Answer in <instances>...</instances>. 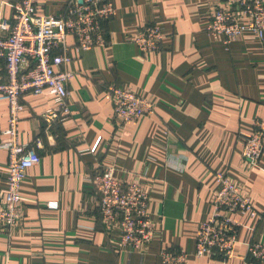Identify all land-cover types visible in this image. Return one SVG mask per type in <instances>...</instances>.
Returning a JSON list of instances; mask_svg holds the SVG:
<instances>
[{"label": "crops", "instance_id": "crops-1", "mask_svg": "<svg viewBox=\"0 0 264 264\" xmlns=\"http://www.w3.org/2000/svg\"><path fill=\"white\" fill-rule=\"evenodd\" d=\"M68 0H41L40 11L60 17ZM116 15L103 23L105 45L79 54L66 67L70 114L47 127L42 114L50 96H23L20 141L41 137V163L22 184L24 219L12 232L0 229V264H164L162 250L186 252V264H258L249 243H264V218L236 214L237 257H198L199 225L213 212L225 172L250 193L264 213V153L257 164L244 156L242 133L264 121V39L252 33L226 44L206 28L221 0H112ZM0 0L4 17L11 4ZM159 25L158 51L143 55L134 43L143 28ZM67 43L73 47L75 39ZM65 69V67H62ZM137 92L156 113L122 123L107 85ZM9 104L0 101V143ZM8 152L0 147V199L7 189ZM114 165L117 177L135 175L150 194L156 238L144 251H122L121 233L106 227L95 175ZM49 203H57L51 208Z\"/></svg>", "mask_w": 264, "mask_h": 264}, {"label": "built area", "instance_id": "built-area-1", "mask_svg": "<svg viewBox=\"0 0 264 264\" xmlns=\"http://www.w3.org/2000/svg\"><path fill=\"white\" fill-rule=\"evenodd\" d=\"M207 25V32L223 38L226 44L246 33L264 39V0H221ZM41 0H17L11 4L13 15L6 18L0 12V101L9 104V125L0 147L8 152L6 164L7 189L0 199V229L10 233L24 219L22 184L29 170L41 163V137L30 143L20 141L23 96H50L52 107L42 114L47 127L63 121L70 114L69 84L76 72L66 69L80 53L105 45L103 23L116 15L112 0H68L64 16L54 17L38 8ZM73 37L70 46L67 39ZM139 52L149 55L158 51L163 40L159 25L147 26L134 37ZM65 67V69H62ZM116 118L122 123L139 121L155 115V103L135 91L107 85ZM244 137V156L257 164L264 153V121L255 120ZM101 194L99 211L103 224L120 231L122 251L144 252L156 238V226L148 211L150 194L147 186L135 175L131 181L117 177L114 165L100 164L95 175ZM216 179L220 190L213 198L212 215L199 225L196 240L198 257L220 256L224 260L237 257L238 232L241 224L236 214L264 218L254 206L250 193L225 172ZM57 207V203H49ZM164 264H186L188 254L162 250ZM247 257L253 263L264 264V243L248 244Z\"/></svg>", "mask_w": 264, "mask_h": 264}]
</instances>
